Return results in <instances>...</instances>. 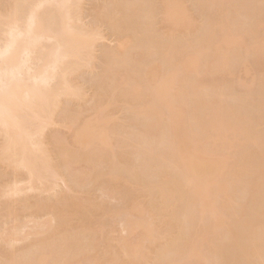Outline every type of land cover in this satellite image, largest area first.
<instances>
[{"label": "bare ground", "instance_id": "bare-ground-1", "mask_svg": "<svg viewBox=\"0 0 264 264\" xmlns=\"http://www.w3.org/2000/svg\"><path fill=\"white\" fill-rule=\"evenodd\" d=\"M110 1L0 0V264H258L264 4Z\"/></svg>", "mask_w": 264, "mask_h": 264}, {"label": "rangeland", "instance_id": "rangeland-1", "mask_svg": "<svg viewBox=\"0 0 264 264\" xmlns=\"http://www.w3.org/2000/svg\"><path fill=\"white\" fill-rule=\"evenodd\" d=\"M91 1H92V2H91ZM109 1H110V0H109ZM111 1H112V0H111ZM111 1H110V2H111ZM85 2H86V3H85L86 5L84 4V6H85L84 8H86V9H84V10H85L84 13H88V12H89V13H88V14H85V15L83 16V17H84V18H83V20H84L83 22H84V24H87V25L89 24V25H90V24H92L93 21L96 22V18H94L95 14L92 13L91 11H92V9H95L98 5H101V3H97V2H100V0H99V1H98V0H96V1H93V0H90V1H89V0H85ZM93 2H94V3H93ZM101 2H102V1H101ZM103 2H104L103 4H105L106 2L108 3V0H107L106 2H105V0H103ZM87 4H88V5H87ZM94 4H95V5H94ZM92 6H93V7H92ZM86 10H87V11H86ZM88 10H89V11H88ZM93 12H94V11H93ZM91 14H92V15H91ZM198 17L201 19L200 16H198ZM91 18H94V19H91ZM199 18H198V19H199ZM94 22H93V23H94ZM102 28H103V27H102ZM105 28H106V27H104V30H103V29H102V30L104 31V32H103L104 35L106 34V35H105V38H106V36L109 35V34L107 33V32H109V29H108V31H107V29H105ZM109 36H110V35H109ZM111 37H112V36H111ZM111 37H108V36H107L108 39L106 38V40H103L104 42L102 41V45L98 43V47H97V49H96V50H97L96 52L98 53V54H97V55H98L97 59L100 58V60H101V58H103V56H101V55L103 54L102 49H103V50L105 49L103 46L106 45L105 47H110V46H113L112 44L115 43V39H113V37H112V38H111ZM111 39H113V40H111ZM107 41H109V42H107ZM100 43H101V42H100ZM104 43H105V44H104ZM100 45H101V46H100ZM109 45H110V46H109ZM101 47H102V49H101ZM98 48H99V49H98ZM99 51H100V52L102 51V52L100 53ZM99 53H100V54H99ZM99 56H100V57H99ZM100 60H99V61H96V63H97V62L102 63ZM99 63H98V64H99ZM96 66L101 67V68H98V67H96ZM96 66H95V68H98V69H95V68H94V72L97 74V73H99V72L101 71V70H100V71H98V70H99V69H102V65H101V64H100V65H97V64H96ZM95 70H97L98 72L95 71ZM87 72H88V71L83 72L82 75H81V74L77 75L78 77L81 75V76H80L81 78H79V79H80L79 82L81 83V81H82V84H83V82H85V84H83V86H85V88H86V85H91L90 83L92 82V80H93V83H94V81H95V80H94L95 78H93V77L91 78V72L89 71L90 74L87 73ZM84 73H85L86 75H85ZM96 74H95L94 76H96ZM92 75H93V72H92ZM78 77H77V78H78ZM82 77H83V79H82ZM88 78H89V79H88ZM215 78H216V79H219L218 76H215ZM81 79H82V80H81ZM90 79H92V80L90 81ZM87 80H88L89 83L87 82ZM86 82H87L88 84H87ZM93 83H92V84H93ZM91 86H92V85H91ZM87 87H88V86H87ZM89 88L91 89V87H88V89H89ZM88 89H87V90H88ZM90 89H89V90H90ZM236 90H237V89H236ZM88 93H89V91H88ZM90 93L92 94V91H91ZM91 94H89V96H90ZM59 116H60V115H59ZM59 118H61V116H60ZM59 118H58V119H59ZM117 120H118V119H117ZM64 128H65V127H64ZM64 128L61 127V125H58V126L54 127L53 129L51 128V129H52V132L49 131V130H48L47 132H48L50 135H53V134H54V133H53L54 129H55V131H57V132H60V131L62 130L60 133H62V132H67V130L64 129ZM59 130H60V131H59ZM61 188H64V185H62ZM30 196H31V197H30ZM30 196H29L30 199H33V195L30 194ZM32 201H34V199H33ZM111 201H112V200H111ZM111 201H110V205L112 204ZM114 201H115V205H114V203H113L112 206H117V205H118V204H117L118 201H117V200H113V202H114Z\"/></svg>", "mask_w": 264, "mask_h": 264}, {"label": "snow or ice", "instance_id": "snow-or-ice-1", "mask_svg": "<svg viewBox=\"0 0 264 264\" xmlns=\"http://www.w3.org/2000/svg\"><path fill=\"white\" fill-rule=\"evenodd\" d=\"M261 3L264 4V0H261ZM249 264H255V262H249ZM258 264H264V240H262L261 246V259Z\"/></svg>", "mask_w": 264, "mask_h": 264}]
</instances>
